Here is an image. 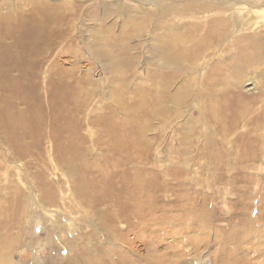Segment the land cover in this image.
<instances>
[{"label":"rangeland","instance_id":"1","mask_svg":"<svg viewBox=\"0 0 264 264\" xmlns=\"http://www.w3.org/2000/svg\"><path fill=\"white\" fill-rule=\"evenodd\" d=\"M28 1L26 0V4H24V0H0V10L4 14L9 11L12 15L22 8L25 11L32 10L31 12H33L36 5H32ZM42 1L44 3L49 1L68 4L71 8L68 13L71 20L67 39L63 42L60 41L61 44L59 43L57 48L54 47V50L51 49L48 57L42 59V62L38 58V64L42 63L38 67L41 70V75L38 77V83L41 86L40 92H43L42 87L51 75L63 77L65 81L71 83L72 90L82 93L80 100H85L84 111L80 114L79 121L82 125L76 135L70 133L67 130L69 122L60 115L65 112L66 116L68 109L64 110L63 103L59 105L56 102L57 99L48 101L44 92L42 93L43 106L46 109L43 110L38 108V101L33 96H27L23 100L18 97L14 101L16 105L14 112L17 110L21 119L28 120L31 117V111L27 112V108L34 107L37 110L38 122L9 129L4 123V119L2 122L0 121V209L4 210L5 206H10V211H8L10 225L14 218L21 217L18 225L10 227V232L13 235H19V233L23 235L22 245L11 253L9 260L2 263L79 264L76 254H80L79 256H83V264L89 262L87 260L91 261L88 264L94 262L102 264L103 260L116 262V260H122V257L128 261H135L137 264H148V262L156 264H264V245L256 244L258 239L264 244V163L256 162L254 171L243 169L248 176L250 174L255 177V181H251L249 184L246 182L233 184L212 182L209 179L215 168V163L207 158L213 156L211 154L212 145H196V129L197 132L199 131L198 136L202 137L205 126L208 125L204 107L206 104L201 100L207 95L204 81L211 72L215 71V68H218L217 66L221 67L222 74L226 75L227 83L236 87H233L235 89L233 92L244 97L259 98L255 107L264 105V59L245 69L243 67L239 72L233 71L232 68V65H235L233 61L237 60L238 56L236 57V55L239 54V48L245 47L249 43L246 42V38L251 37L255 40L257 37L263 36L262 39H264V0H242V2L241 0H233L234 2L232 0H208L212 4L218 3L220 11L199 8V10L197 9L198 13H196V2L203 6L201 3L207 0ZM173 1L176 2L173 3ZM256 2H260L261 5ZM170 4L171 6H169ZM190 5H194V8H190ZM226 14L229 18L226 17ZM232 15L234 16L232 17ZM146 17L151 18L148 29L140 32L134 30V21L143 20ZM212 18L215 20L216 18L217 20L228 19L226 39L222 41L221 45L214 47L212 45L209 46V49L208 46H203L200 51L197 48L198 53H203L201 58L197 62L189 61L190 64L183 65L184 69L182 68L179 80L173 84L172 91L180 90L184 103L175 104L176 107L173 106V103L167 105L168 116L171 118L165 119L163 127L159 118L154 119L151 130L145 131L136 144L134 141L136 139L135 131L120 130L122 125L120 126L119 122L124 121L123 119L127 117L126 112L122 110L116 113L119 121L116 120L112 126L111 135L105 125L93 123V119L97 116L110 115V107L118 105V94L124 93V98L131 105L137 103L142 98L148 97V90L153 85L152 75L154 73L158 75L167 72L165 74L168 75L172 72V68L166 69L167 67L162 65L164 60L156 50L158 47L156 35L163 32L171 36L174 31H158L159 25L187 28V33H183L184 44L187 48L193 49L196 47V39L204 38L205 32L201 30L198 36V34H192L189 28L191 25L196 26V22L203 23ZM130 21L131 23H129ZM256 31L259 32L255 33ZM165 35L167 36V34ZM121 40L131 47L124 46L127 49L122 47ZM9 41L11 42L6 39L4 43L9 44ZM112 41L114 45L111 46L108 43H113ZM246 46L252 50L253 45ZM22 50L20 55L23 53ZM209 53H212V56ZM230 59L233 61L231 62ZM3 64L8 66L10 62L6 60ZM126 64L128 66H125ZM19 73L18 69L12 72L10 77L14 76L13 79H20L22 75ZM7 77L9 74L5 73V78ZM83 80L86 84L80 85ZM154 80L155 83L157 81V85H160L162 81L158 77ZM123 84H126L127 87H123ZM223 84L215 87V91L218 93L225 91V84ZM139 90L143 91V95L136 93ZM86 101L87 103H85ZM139 113H141V109L133 112L134 115ZM196 120L198 121L197 127ZM106 134L110 138L106 137ZM69 137H72L70 145H86L95 155L102 154L98 145L105 147L125 145L121 147L123 149L122 156H126L131 149V155L128 157L134 165H138L140 168L122 173L119 171L115 181L123 189L122 193L128 195L129 191H135V187L128 182V177L127 180L125 179V176H129L131 180L135 174H139V183L149 191L147 203L150 205L155 202L154 205L157 208L149 219L152 217L159 219L160 217L163 221L148 224V228L136 226L133 232L126 234L125 240L116 239L113 242L111 239H107L106 229L104 231L97 223L96 225L88 223L85 218L88 217L90 210L85 208L77 198L72 186V176L56 160L53 151L55 145H69ZM119 140L122 143H118ZM11 145H43L40 148H44V152L32 148V154L21 157L14 152ZM95 145L98 146V149ZM226 147L232 148L231 145ZM216 153L219 154L220 151L218 150ZM177 164H180L184 169L183 175H180L178 179V186L174 178L175 172H166L167 169L176 170L171 166H177ZM44 180L55 183L56 203L42 201V192L38 188V182ZM184 180L185 189L188 190L186 192L195 196V199L192 198L188 202L181 200L179 204L187 205L188 203L187 207L197 209L198 213L201 207L210 205L212 215L208 218L207 231L199 230L196 220H192L194 218H186L187 220L181 223L182 225L175 219L172 221V218L179 213L176 201L180 192L179 181L184 182ZM169 185L177 188L178 192L169 190ZM239 186L241 187L239 188ZM150 199L155 201L152 202ZM125 200L126 197H123V201ZM133 202L135 201L133 200ZM193 202L194 204H192ZM171 216L173 217L171 218ZM166 217H169V220ZM133 223L136 224V219H133ZM118 225L120 230L127 231L128 227L124 222ZM163 229H172V232L162 236ZM180 229L183 237L176 239L171 236L178 233L177 231ZM145 232L147 233L145 234ZM67 234L72 235L75 245H70V247L67 245L68 242L62 241L61 244L55 242L56 236L66 237ZM91 234L95 237L88 239L87 236ZM84 239L85 241H83ZM93 247H97L99 251L95 253V256L88 258L87 251H92ZM1 255L0 250V259H2Z\"/></svg>","mask_w":264,"mask_h":264},{"label":"bare ground","instance_id":"2","mask_svg":"<svg viewBox=\"0 0 264 264\" xmlns=\"http://www.w3.org/2000/svg\"><path fill=\"white\" fill-rule=\"evenodd\" d=\"M24 2H25L24 4H26V0H24ZM28 2H30L32 5L33 4L36 5L34 6L33 12H31L32 10L25 11L22 8L21 10L18 9L19 12H17L15 15H12L11 12L9 11L5 12L4 14V12L0 10V121L2 122V120L4 119V123L9 129L24 127L27 124L38 122L37 119L38 115L36 113L37 110L34 107L27 108V112L31 111V117L28 120L24 118L21 119L18 111L16 110V112H14V109H16V105L14 101L18 97H21V99L23 100L27 96H33L38 101V108L40 110H43L46 109V107L43 106L42 93L44 92L48 98V101L57 99L56 102H58L59 105H61L60 103H63L64 110L68 109L67 112L68 114L66 116H65V112L60 115L61 117L66 118L67 121L70 123V124L68 123L67 125V130L70 133L72 134L74 133L76 135L78 129H80V126L82 125V123H79L81 117L80 114H82V112L84 111L83 104L85 100H80V95L82 93L80 91L78 92L72 90L73 85L65 81L63 77L60 78L59 76L57 77L51 75V77L48 78L45 85L42 87L43 88L42 93L40 92L41 86L38 83L39 82L38 77L39 75H41L40 74L41 70L38 67L41 66L42 64L41 62L43 61L42 59L48 57L49 52L54 50L53 48L56 47L59 43L61 44V42L67 39L68 34L70 33L69 29H70L71 19L68 13L71 11V8L69 7L68 4H65L64 2L51 3L48 1L44 3L42 0H29ZM174 2L176 1H173V3ZM171 4L169 6H171ZM257 4H260V2ZM196 5H197L196 13L199 12L198 11L199 8L205 10L207 9L208 11L210 10L220 11L219 8L220 6L218 5V3L212 4L211 2H208V0L201 3V5L203 6L198 5V2H196ZM189 7L193 9L194 5H190ZM226 8H228V6H226ZM233 16L234 15H232V17ZM226 17H228V15ZM150 20H151L150 17H146L143 20L134 21L133 29L139 32L142 30L145 31L149 27ZM208 20L209 21L205 20L206 22L203 23L196 22V26L191 25V27L189 28L190 32L194 35L198 34L199 36V32L201 30H203L206 34L203 35L205 36L204 38L201 37L200 39H196V47H193V49L187 48L186 45L184 44L185 40L183 33H187L188 31L187 28L180 29L179 27H168V26L165 27L163 25L162 26L159 25L160 28H157L158 31L159 30L165 32L167 30H171V32L174 31L173 35L171 36L170 35L168 36V33H163V32L160 33L159 35H156L157 44H158L156 50L157 52L160 53V56L164 60V63H162V65L167 67L166 69L172 68L171 70L172 72L168 75L165 74L167 73L165 72V70H164L165 73L162 74L156 75L154 73V75H152L153 85H151L148 90L149 91L148 97L146 96L145 98H142L137 103L131 105L124 98L125 97L123 95L124 93L118 94L117 97H119V99L116 98L118 101V105L115 107L112 106L110 107V115L104 117L97 116L95 119H93V123H101L105 125L110 130L109 135H111L112 126L115 124V121L118 120L116 113L119 110H122L126 112L127 117L126 119H123L124 121L119 122L120 126L122 125L120 130L125 131L124 129H130V131L132 132L135 131L136 139L134 141L136 144H138L141 135L145 133V131H148L150 128H152L153 126L152 122H154L153 121L154 119L159 118L161 120V126L163 127L165 119L171 118L170 116H168L169 110L167 105L169 103H173L174 104L173 106L176 107L175 104L180 105L184 101V100L182 101L183 98L180 90H176L174 92L172 91L173 84L176 83L177 80H179L182 68L184 69L183 65L186 66L187 63L190 64L189 61L197 62V60L201 58L202 56L201 54L203 53L202 52L198 53V50H196L197 48H199L200 51L203 46H208L209 49V46L213 45L214 47L215 45H221L222 41L226 39L225 37L226 26H227L226 22L228 19L226 20L221 18L217 20L216 18L215 20L214 18H212ZM129 23H131V21ZM258 32L256 31L255 33ZM165 34H167V36ZM262 37H257L255 40H253V38L251 37L246 38V42H249L246 45L248 46L249 44L253 45L251 48L252 50L248 49L246 45H245L246 49L244 46H242V48H239V54L237 53L236 55V57L238 56L237 60L235 59L234 62L233 60L230 59L231 62L233 61V63L235 64L232 65L233 71L235 70V72L236 71L239 72L243 67L245 69L255 63L262 62V60L264 59V39H262ZM6 39L11 40V42L9 41L10 42L9 44H5L4 41ZM108 44L112 46L114 45V42ZM72 45L74 46V44ZM120 45H122V47L129 46L128 44H125L123 40L120 41ZM19 48L23 49V50L21 49L23 52L21 55H20L21 50L20 51L18 50ZM124 48L127 49V47ZM205 48L207 49V47ZM211 54L212 53H209V55ZM219 56L220 55H218V57ZM38 58H40L41 61L40 65L38 64ZM6 60L7 62H10L8 66H6L7 64L6 65L3 64L4 61ZM120 66L122 65L120 64ZM125 66L128 65L126 64ZM217 67L218 68L217 69L215 68V71L211 72V74L204 81L205 84L204 87L206 89L205 91H207L206 92L207 95H205V98L201 100L205 102V103L203 102L204 104H206L205 106L204 105L203 106L206 109L205 117L207 119L206 118L205 119L208 122L207 123L208 125L205 126V131L204 133H202V137L198 136L199 131L197 132L196 129V134H197L196 145L199 144L212 145L213 149L211 150V154L213 156L207 157L210 158L215 163L214 166L215 168L213 169L211 177L209 179L210 181L216 183L222 182L225 184L229 182L231 184L235 182L236 183L246 182V184H249L251 181H255V177L250 174L248 176L247 173H244L243 169L244 168L247 170L251 169L252 171H254L256 170V166H255L256 162L264 163V105L255 107V105L259 102V98L244 97L241 94L233 92V90L235 91L234 88L236 87L229 85L227 83L226 75L222 74L221 67L219 66ZM18 69L20 70L19 74L22 75L20 79L18 78L13 79L14 76L13 78L10 77V74L14 71H17ZM5 73H8L9 77L5 78ZM156 77L162 80L160 82V85L156 84L157 81L155 83L156 79L154 80V78ZM238 80L240 79L238 78ZM240 82L242 81L240 80ZM82 83H85V80L81 81L80 85ZM223 83L225 84L224 86L225 91L221 93L215 91V87L220 86ZM80 85H79V90L81 88ZM123 87H127L126 84H123ZM136 93L143 95V91L141 92V90H139V92L136 91ZM88 96L89 98H91L90 93H88ZM121 96L123 97L121 98ZM201 96H203V94H201ZM85 103H87V101ZM59 107H63V106H59ZM139 109H141V113L134 115L133 112ZM197 122L198 121L196 120V127H197ZM116 126L119 127V125ZM34 129L37 130L36 127H34ZM106 137L110 138L109 136H107V134ZM71 143H72V137H69L68 140L69 145H55V149L53 150L54 155L56 157V160L61 164V166L65 167L64 169H66L67 173H69L72 176L73 178L72 186L74 188V191L76 192L77 198L80 200L81 204L85 206V208L90 210L88 212V217L86 216L85 218L86 221L88 223H92L95 225L97 223L103 230L106 229L107 231L105 230L104 231L107 234L106 236L108 237L107 238L108 240L111 239V242L116 241V239L120 241L125 240L126 234L129 232H133L136 226L138 227L140 225L139 228L140 227L144 228L145 226L147 227L148 224L151 225L153 223H160L161 221H163L160 219V217L159 219H154V217L149 219V217H151L150 215L157 208L154 205L155 202H153L155 200L152 201L151 200L152 198L150 199V201H152L153 203H150V205L147 203L149 201L147 200V193H149V191L144 186H142L141 183H139L138 181L139 174L138 175L135 174V176L132 177L133 179L131 180L129 176L127 175L125 176V179L127 180L128 177V182L135 187L134 189L135 191L134 192L129 191L128 195L122 193L123 189L119 187L115 181V178L116 176H118L119 171H121L122 173L123 171L128 172L130 169L136 170L140 168L138 165H134L132 160L128 157L131 155V149H129L130 152L127 153L126 156L125 155L122 156L123 154H121L122 153L121 151L123 149L121 147L125 145H112L111 147L98 145L102 150V154L95 155L93 152L89 150V148L86 145H70ZM118 143H122L121 140H119ZM227 145H231L232 147L231 149L233 150L228 149V147H226ZM11 146L14 152L21 157L25 156L26 154H32L31 151L32 148L39 149V152L40 151L44 152V148L43 149L40 148L43 145H11ZM98 146L95 145L96 148ZM25 149L30 151H26ZM218 150L220 151L219 154L216 153V151ZM237 165L238 166L240 165V167H237ZM171 167H175L176 170L167 169L166 172L167 173L173 171L175 172L174 178L176 179L178 186V179L180 175L181 176L183 175L184 169L182 166H180V164ZM122 168L124 170H121ZM38 183H39L38 188L42 192L41 194L42 201L45 203H56L57 194L54 189L55 183L52 181H45V180L39 181ZM179 184H180L179 186L180 192L178 194V200H176L177 205L179 207L177 208L179 213L175 217L171 216V218L173 217L172 221L175 219L177 223L181 224L187 220L186 218H191V219L194 218L192 220L194 221L196 220V226L199 228V230L207 231V222H208V218H210L212 215L211 214L212 208H210V205L203 206L200 208L198 213L197 209L194 210L195 208L187 207L188 203L187 205L185 203L179 204L181 200H185V201L187 200L188 202L191 201L192 198L195 199V196L191 195V193L186 192L188 190L185 189L186 188L185 180L184 182L179 181ZM240 187L241 186H239V188ZM168 189L178 192L177 188H173L170 185ZM123 197H126L125 201H123ZM133 200L135 202H133ZM192 204H194V202ZM103 205H107V206L104 207ZM9 209H10L9 205L5 206L4 210L0 209V243H1L0 250L2 252L1 258L3 259L4 257V260L0 259V264H4L5 262L2 263L3 261L9 260L8 258H11L10 257L11 253L22 245L21 240L23 235L20 233L19 235H13V233L10 232L11 230L10 227H12V225L13 227L18 225L21 217L14 218V220L11 221L12 225H10V223L8 222V216H9L8 211H10ZM166 218L169 220V217ZM133 219H136V224L133 223ZM122 222H124L125 225H127L128 227L127 231L125 232H123L118 228L119 226L118 224ZM191 225H194V223H191ZM61 231L64 232V230L62 229ZM170 232H172V229H163L161 235L163 236V234L164 235L170 234ZM177 232L178 233H174L171 236L176 239L184 236L182 234L181 229ZM146 233L147 232H145V234ZM87 237L89 239L95 236L91 234L88 235ZM62 241L68 242L67 244L68 246L75 245L74 244L75 240L70 234H67L66 237L56 236V241H55L56 243L61 244ZM83 241H85V239ZM262 243L263 242L259 239L256 241L257 245H264ZM97 251H99L97 247H93L92 251L91 250L87 251L88 258L95 256V253H97ZM103 253L105 255V252ZM6 254L8 255V257ZM176 254L178 255V253ZM79 255L80 254H76V256H78L79 259V264L81 263L83 264L82 262L83 256H79ZM231 255H232L231 257H233V254ZM87 261L91 262L90 260ZM89 262H87L86 264H88ZM11 263L12 262H9V264ZM93 264H98V263L94 262ZM102 264H137V263L135 261H128L126 258L122 257V260L120 261L116 260V262L103 260ZM148 264H156V263L148 262Z\"/></svg>","mask_w":264,"mask_h":264}]
</instances>
